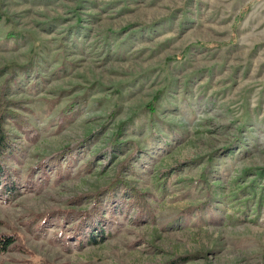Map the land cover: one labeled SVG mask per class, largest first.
<instances>
[{"label": "rangeland", "instance_id": "374dc122", "mask_svg": "<svg viewBox=\"0 0 264 264\" xmlns=\"http://www.w3.org/2000/svg\"><path fill=\"white\" fill-rule=\"evenodd\" d=\"M0 126V264H264V0H0Z\"/></svg>", "mask_w": 264, "mask_h": 264}, {"label": "trees", "instance_id": "16d2710c", "mask_svg": "<svg viewBox=\"0 0 264 264\" xmlns=\"http://www.w3.org/2000/svg\"><path fill=\"white\" fill-rule=\"evenodd\" d=\"M3 147H5L7 149H11V143H10V140L6 136V133H4V131L2 130V128L0 126V156L2 154L1 149ZM14 189H15V191H17L18 186H17V184H14V181L10 180V177L8 175H6V169L3 166L1 159H0V197L1 198H7V197H9V195H14ZM190 255H192V253L175 257V258L171 259L170 261L166 262L165 264L183 263L192 257Z\"/></svg>", "mask_w": 264, "mask_h": 264}]
</instances>
